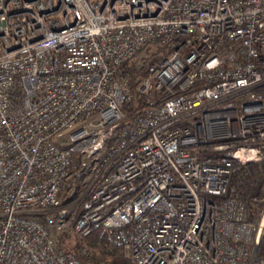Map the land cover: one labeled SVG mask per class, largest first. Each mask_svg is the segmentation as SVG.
Returning a JSON list of instances; mask_svg holds the SVG:
<instances>
[{"label":"built area","instance_id":"1","mask_svg":"<svg viewBox=\"0 0 264 264\" xmlns=\"http://www.w3.org/2000/svg\"><path fill=\"white\" fill-rule=\"evenodd\" d=\"M260 161L264 0H0V264H264Z\"/></svg>","mask_w":264,"mask_h":264},{"label":"trees","instance_id":"2","mask_svg":"<svg viewBox=\"0 0 264 264\" xmlns=\"http://www.w3.org/2000/svg\"><path fill=\"white\" fill-rule=\"evenodd\" d=\"M121 74L129 79L136 76L130 62L124 63ZM138 103L136 110L142 107L141 97L134 94L130 103ZM207 156L217 157L216 153H207ZM230 186L243 201L248 217L257 222L264 209V162L248 163L243 166H235L230 177ZM123 235L120 230H106L99 224H92L90 234L85 242L88 246L96 247L106 258L108 264H134L132 260L122 254ZM264 254V251H263Z\"/></svg>","mask_w":264,"mask_h":264},{"label":"rangeland","instance_id":"3","mask_svg":"<svg viewBox=\"0 0 264 264\" xmlns=\"http://www.w3.org/2000/svg\"><path fill=\"white\" fill-rule=\"evenodd\" d=\"M188 147H186L187 149ZM261 215V214H260ZM259 242L264 244V227H263V230H262V233L260 234V238H259Z\"/></svg>","mask_w":264,"mask_h":264},{"label":"bare ground","instance_id":"4","mask_svg":"<svg viewBox=\"0 0 264 264\" xmlns=\"http://www.w3.org/2000/svg\"><path fill=\"white\" fill-rule=\"evenodd\" d=\"M264 222V209L263 211L261 212V215H260V223H263Z\"/></svg>","mask_w":264,"mask_h":264}]
</instances>
